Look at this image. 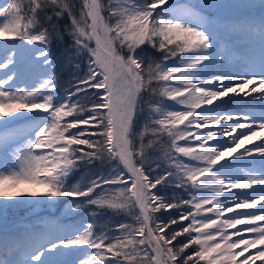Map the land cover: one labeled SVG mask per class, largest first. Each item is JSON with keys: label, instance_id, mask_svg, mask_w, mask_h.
<instances>
[{"label": "snow or ice", "instance_id": "1", "mask_svg": "<svg viewBox=\"0 0 264 264\" xmlns=\"http://www.w3.org/2000/svg\"><path fill=\"white\" fill-rule=\"evenodd\" d=\"M0 17V219L71 198L92 221L4 231L0 264H264V0Z\"/></svg>", "mask_w": 264, "mask_h": 264}, {"label": "rangeland", "instance_id": "2", "mask_svg": "<svg viewBox=\"0 0 264 264\" xmlns=\"http://www.w3.org/2000/svg\"><path fill=\"white\" fill-rule=\"evenodd\" d=\"M12 0H0V7L5 6L7 3H11ZM185 0L177 2L179 5H183ZM4 18L0 17V22ZM24 86V85H20ZM63 92V91H61ZM28 121L21 122L20 125H15L19 127L27 124ZM143 121H141V128ZM138 128L137 130H141ZM22 142V141H21ZM3 162L0 161V164ZM82 175V171L74 173L70 178V183L77 182ZM71 202V198H61L54 206H42L36 209L29 208H19L12 209L7 213L6 219H0V227L5 228V230L10 231L11 228L22 229L25 225H31L33 227H38L42 221H59L61 224L71 225L80 223L92 222L88 216V211H80L75 215H66V209ZM105 220L108 219L106 216ZM51 227V225H50ZM190 251V250H189ZM203 264V262H201Z\"/></svg>", "mask_w": 264, "mask_h": 264}, {"label": "bare ground", "instance_id": "3", "mask_svg": "<svg viewBox=\"0 0 264 264\" xmlns=\"http://www.w3.org/2000/svg\"><path fill=\"white\" fill-rule=\"evenodd\" d=\"M180 1H183V0H175V3L180 2ZM218 2L222 3V4H237V3H245V2H247V0H218ZM225 15L230 18L232 23H236L237 21L243 22V19H244L243 14L239 10H229L225 13ZM258 16H259V13L256 14L257 19H258ZM252 39H253L254 44H255L256 53L258 55V52H259V34H255L252 37ZM0 131H3V129H0ZM228 215H231V214H228ZM237 227H240V226H237ZM4 231H8V230H5V228L0 227V233H2ZM8 232L13 237H18V236L23 235V233L25 232V228H22V229L11 228V230ZM245 238H248L247 235L245 236ZM257 264H259V262H257Z\"/></svg>", "mask_w": 264, "mask_h": 264}, {"label": "trees", "instance_id": "4", "mask_svg": "<svg viewBox=\"0 0 264 264\" xmlns=\"http://www.w3.org/2000/svg\"><path fill=\"white\" fill-rule=\"evenodd\" d=\"M77 2H79V0H77ZM62 24L67 23V18L65 17V19L63 21H61ZM55 47V46H54ZM55 54V52H54ZM65 80L67 79V77L64 78ZM64 87H66V85H64ZM64 87H61L60 91H64ZM191 251V250H190Z\"/></svg>", "mask_w": 264, "mask_h": 264}]
</instances>
